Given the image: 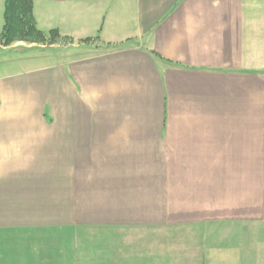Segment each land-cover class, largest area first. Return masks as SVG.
<instances>
[{
    "label": "crops",
    "instance_id": "1",
    "mask_svg": "<svg viewBox=\"0 0 264 264\" xmlns=\"http://www.w3.org/2000/svg\"><path fill=\"white\" fill-rule=\"evenodd\" d=\"M32 13L71 41L0 75V264H264V0Z\"/></svg>",
    "mask_w": 264,
    "mask_h": 264
},
{
    "label": "trees",
    "instance_id": "2",
    "mask_svg": "<svg viewBox=\"0 0 264 264\" xmlns=\"http://www.w3.org/2000/svg\"><path fill=\"white\" fill-rule=\"evenodd\" d=\"M32 9L33 0H3V24L0 31L1 47L8 48L18 42L49 46L71 41V38L62 37L56 29L46 33L40 31L36 27ZM154 56L158 58L156 54Z\"/></svg>",
    "mask_w": 264,
    "mask_h": 264
},
{
    "label": "rangeland",
    "instance_id": "3",
    "mask_svg": "<svg viewBox=\"0 0 264 264\" xmlns=\"http://www.w3.org/2000/svg\"><path fill=\"white\" fill-rule=\"evenodd\" d=\"M1 9L3 11V2H1ZM2 16V15H1ZM2 26V18H1ZM1 31V27H0ZM16 43L12 44L14 46ZM24 44V43H22ZM16 47L2 48L0 47V75L6 73H13L21 69L19 65L11 63L12 61L21 57H36L39 56L43 51L40 48H26L24 45H15Z\"/></svg>",
    "mask_w": 264,
    "mask_h": 264
}]
</instances>
